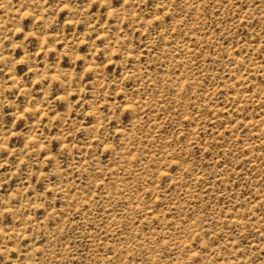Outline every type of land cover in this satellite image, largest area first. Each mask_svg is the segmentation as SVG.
I'll list each match as a JSON object with an SVG mask.
<instances>
[{
	"label": "rangeland",
	"instance_id": "1",
	"mask_svg": "<svg viewBox=\"0 0 264 264\" xmlns=\"http://www.w3.org/2000/svg\"><path fill=\"white\" fill-rule=\"evenodd\" d=\"M0 264H264V0H0Z\"/></svg>",
	"mask_w": 264,
	"mask_h": 264
}]
</instances>
